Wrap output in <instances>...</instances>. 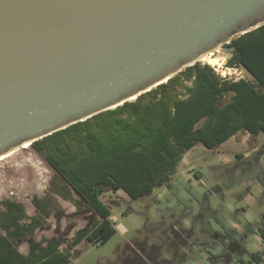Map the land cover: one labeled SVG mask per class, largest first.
<instances>
[{
	"label": "water",
	"instance_id": "1",
	"mask_svg": "<svg viewBox=\"0 0 264 264\" xmlns=\"http://www.w3.org/2000/svg\"><path fill=\"white\" fill-rule=\"evenodd\" d=\"M262 25L264 0H0V160Z\"/></svg>",
	"mask_w": 264,
	"mask_h": 264
},
{
	"label": "trees",
	"instance_id": "2",
	"mask_svg": "<svg viewBox=\"0 0 264 264\" xmlns=\"http://www.w3.org/2000/svg\"><path fill=\"white\" fill-rule=\"evenodd\" d=\"M225 46L231 50L226 67L245 70L253 81L225 80L210 65L197 62L135 101L33 143L30 147L51 166L60 184L44 199L33 200L38 215L49 217V206L60 196L78 209L90 207L99 219L65 249L58 239L36 242L29 237V251L23 254L16 242L40 228V218L30 217L19 203L3 202L0 264H69L83 240L104 244L116 234L112 213L101 200L104 193L122 190L132 199L151 195L156 188L171 187L170 177L197 144L214 149L241 131L264 134V25ZM71 192L80 199L74 200ZM260 235L264 239V223ZM226 236L236 241L234 231ZM250 257V262L264 261L258 253Z\"/></svg>",
	"mask_w": 264,
	"mask_h": 264
},
{
	"label": "rangeland",
	"instance_id": "3",
	"mask_svg": "<svg viewBox=\"0 0 264 264\" xmlns=\"http://www.w3.org/2000/svg\"><path fill=\"white\" fill-rule=\"evenodd\" d=\"M207 55L219 59L218 67L198 63L218 69L225 80L253 81L245 70L226 67L231 50L225 45ZM55 174L32 147L0 160V211L5 209L1 203L14 201L41 221L32 235L16 242L20 253H28L29 237L36 242L55 238L65 249L78 232L99 219L90 207L78 209L60 196L51 201L49 217L38 215L33 200L60 189ZM263 177V133L243 131L214 149L199 143L183 156L169 179L171 187L156 188L137 199L122 190L104 193L101 200L112 213L116 234L104 244L83 240L73 249L69 264H257L250 262V254L263 253ZM227 231L235 232V242Z\"/></svg>",
	"mask_w": 264,
	"mask_h": 264
},
{
	"label": "bare ground",
	"instance_id": "4",
	"mask_svg": "<svg viewBox=\"0 0 264 264\" xmlns=\"http://www.w3.org/2000/svg\"><path fill=\"white\" fill-rule=\"evenodd\" d=\"M200 61H205L206 63H208V64H210V65H214V66H217L218 67V65L220 64V61H219V59L218 58H212V57H210L209 55H204V56H202L201 58H200ZM197 64V63H196ZM223 73H226V71L225 70H223ZM135 99L133 98V99H131L130 101H134ZM137 100V99H136ZM31 145L28 143V144H25L24 146H23V148L25 149V148H29ZM11 155V154H10Z\"/></svg>",
	"mask_w": 264,
	"mask_h": 264
},
{
	"label": "built area",
	"instance_id": "5",
	"mask_svg": "<svg viewBox=\"0 0 264 264\" xmlns=\"http://www.w3.org/2000/svg\"><path fill=\"white\" fill-rule=\"evenodd\" d=\"M216 70V69H215ZM218 70V69H217ZM216 70V71H217ZM235 70H237V69H235ZM217 74H219V71H217L216 72ZM221 77L224 79L225 78V76H223L222 74H221ZM261 247H262V249H263V253L261 254V257L264 259V239H262L261 238Z\"/></svg>",
	"mask_w": 264,
	"mask_h": 264
},
{
	"label": "crops",
	"instance_id": "6",
	"mask_svg": "<svg viewBox=\"0 0 264 264\" xmlns=\"http://www.w3.org/2000/svg\"><path fill=\"white\" fill-rule=\"evenodd\" d=\"M232 95H233V92H232ZM232 95H231V96H232ZM228 101H229V100H228ZM228 101H227V102H228ZM241 132H243V131H241ZM245 132H246V131H245Z\"/></svg>",
	"mask_w": 264,
	"mask_h": 264
},
{
	"label": "flooded vegetation",
	"instance_id": "7",
	"mask_svg": "<svg viewBox=\"0 0 264 264\" xmlns=\"http://www.w3.org/2000/svg\"><path fill=\"white\" fill-rule=\"evenodd\" d=\"M232 93V92H231Z\"/></svg>",
	"mask_w": 264,
	"mask_h": 264
}]
</instances>
